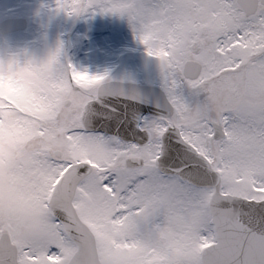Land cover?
<instances>
[{"label": "snow or ice", "instance_id": "1", "mask_svg": "<svg viewBox=\"0 0 264 264\" xmlns=\"http://www.w3.org/2000/svg\"><path fill=\"white\" fill-rule=\"evenodd\" d=\"M126 17L168 104L144 103L60 50L0 61V264H264V0H57ZM186 86L195 101L176 94ZM83 251L84 258H80Z\"/></svg>", "mask_w": 264, "mask_h": 264}, {"label": "rangeland", "instance_id": "2", "mask_svg": "<svg viewBox=\"0 0 264 264\" xmlns=\"http://www.w3.org/2000/svg\"><path fill=\"white\" fill-rule=\"evenodd\" d=\"M9 17H25L28 27L21 33L0 34L2 62L40 63L59 49L61 62L71 63L78 72L164 90L159 62L146 55L126 17L100 11L69 16L58 9L57 0H0V21ZM176 94L189 104L196 99L186 86Z\"/></svg>", "mask_w": 264, "mask_h": 264}, {"label": "clouds", "instance_id": "3", "mask_svg": "<svg viewBox=\"0 0 264 264\" xmlns=\"http://www.w3.org/2000/svg\"><path fill=\"white\" fill-rule=\"evenodd\" d=\"M26 207L19 198L7 195L0 197V219L10 223L12 228L25 238H32L39 231V224L25 215ZM80 258H84L83 251ZM88 258L91 264H108L109 253L104 249H93Z\"/></svg>", "mask_w": 264, "mask_h": 264}, {"label": "water", "instance_id": "4", "mask_svg": "<svg viewBox=\"0 0 264 264\" xmlns=\"http://www.w3.org/2000/svg\"><path fill=\"white\" fill-rule=\"evenodd\" d=\"M26 27V21L24 19H6L0 23V31L3 34H9L18 30H23ZM125 92L138 97L144 103L138 105L141 114H156L158 107L163 108L168 104V101L159 89L152 87H140L130 84H119Z\"/></svg>", "mask_w": 264, "mask_h": 264}, {"label": "bare ground", "instance_id": "5", "mask_svg": "<svg viewBox=\"0 0 264 264\" xmlns=\"http://www.w3.org/2000/svg\"><path fill=\"white\" fill-rule=\"evenodd\" d=\"M71 48H72V46H71V43H70V42H68V51H70V50H71Z\"/></svg>", "mask_w": 264, "mask_h": 264}]
</instances>
